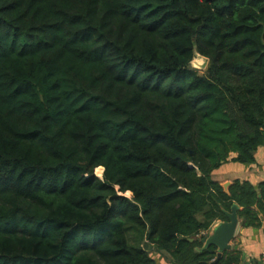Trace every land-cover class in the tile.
I'll return each instance as SVG.
<instances>
[{
	"label": "trees",
	"instance_id": "16d2710c",
	"mask_svg": "<svg viewBox=\"0 0 264 264\" xmlns=\"http://www.w3.org/2000/svg\"><path fill=\"white\" fill-rule=\"evenodd\" d=\"M261 147L264 0H0V264H241L198 238Z\"/></svg>",
	"mask_w": 264,
	"mask_h": 264
},
{
	"label": "crops",
	"instance_id": "0c3cea01",
	"mask_svg": "<svg viewBox=\"0 0 264 264\" xmlns=\"http://www.w3.org/2000/svg\"><path fill=\"white\" fill-rule=\"evenodd\" d=\"M236 156V155H234ZM214 180L221 185L236 180L248 181L254 186L264 182V147H261L256 153V163L239 164L229 162L222 166L213 174ZM240 224L237 229L234 240L232 241L231 251H238L242 255L241 264H256L261 261L264 253V220L261 218V225L258 227H246L243 220L239 217ZM220 223V222H219ZM216 223L214 226H217ZM198 239H201L199 237ZM161 259L158 264H172L171 258L167 253L158 254Z\"/></svg>",
	"mask_w": 264,
	"mask_h": 264
},
{
	"label": "water",
	"instance_id": "95a60500",
	"mask_svg": "<svg viewBox=\"0 0 264 264\" xmlns=\"http://www.w3.org/2000/svg\"><path fill=\"white\" fill-rule=\"evenodd\" d=\"M195 59H201L203 61L202 69H207L208 64H209V59L201 56L199 53H196ZM197 67H201V65ZM104 172H105V169H104ZM95 175L98 178L103 179L104 173L102 177L98 176L96 173ZM231 186H232L231 182H228L222 185V187L225 189L226 192H229V189ZM239 211H240L239 205L233 204L231 211L226 212L228 221L220 222L217 226H213V228L203 238L198 239L204 244L203 249H207L210 246L217 247L218 258H221L225 252L231 251L232 249L231 243L235 238L237 229L240 224ZM194 240L195 239L193 238L190 239L191 242H193Z\"/></svg>",
	"mask_w": 264,
	"mask_h": 264
},
{
	"label": "rangeland",
	"instance_id": "374dc122",
	"mask_svg": "<svg viewBox=\"0 0 264 264\" xmlns=\"http://www.w3.org/2000/svg\"><path fill=\"white\" fill-rule=\"evenodd\" d=\"M202 64H203V61L201 59H195L194 62L192 63V66L195 69H197L200 73H205L207 69H202ZM196 65L197 66L201 65V67H197ZM96 174L98 175L97 170H96ZM125 196H127L129 198L132 197V195H125ZM149 251L151 252V256H153L155 259H157L159 262H161L162 258H160L158 255L161 252L155 251L154 248H150Z\"/></svg>",
	"mask_w": 264,
	"mask_h": 264
},
{
	"label": "bare ground",
	"instance_id": "6f19581e",
	"mask_svg": "<svg viewBox=\"0 0 264 264\" xmlns=\"http://www.w3.org/2000/svg\"><path fill=\"white\" fill-rule=\"evenodd\" d=\"M97 173H98V176L102 177L101 174H103V170H102V169H98V170H97Z\"/></svg>",
	"mask_w": 264,
	"mask_h": 264
},
{
	"label": "built area",
	"instance_id": "2783aa9c",
	"mask_svg": "<svg viewBox=\"0 0 264 264\" xmlns=\"http://www.w3.org/2000/svg\"><path fill=\"white\" fill-rule=\"evenodd\" d=\"M256 264H264V253L262 255L261 261L259 263H256Z\"/></svg>",
	"mask_w": 264,
	"mask_h": 264
}]
</instances>
